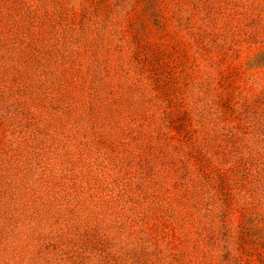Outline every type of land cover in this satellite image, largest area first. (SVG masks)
Segmentation results:
<instances>
[{
    "label": "rangeland",
    "instance_id": "374dc122",
    "mask_svg": "<svg viewBox=\"0 0 264 264\" xmlns=\"http://www.w3.org/2000/svg\"><path fill=\"white\" fill-rule=\"evenodd\" d=\"M0 264H264V0H0Z\"/></svg>",
    "mask_w": 264,
    "mask_h": 264
}]
</instances>
